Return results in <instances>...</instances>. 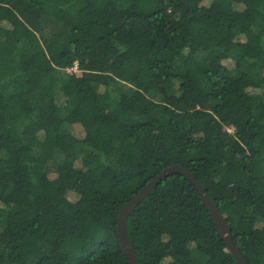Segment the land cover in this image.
<instances>
[{
    "label": "trees",
    "instance_id": "16d2710c",
    "mask_svg": "<svg viewBox=\"0 0 264 264\" xmlns=\"http://www.w3.org/2000/svg\"><path fill=\"white\" fill-rule=\"evenodd\" d=\"M173 165L264 264V0H0V264H130ZM126 227L138 264H237L180 173Z\"/></svg>",
    "mask_w": 264,
    "mask_h": 264
},
{
    "label": "water",
    "instance_id": "95a60500",
    "mask_svg": "<svg viewBox=\"0 0 264 264\" xmlns=\"http://www.w3.org/2000/svg\"><path fill=\"white\" fill-rule=\"evenodd\" d=\"M180 173L184 175L195 187L197 193L200 197L201 202L205 206L209 215L213 219L216 229L220 237L224 240L227 248L232 253L237 264H247L239 250L237 249L235 243L232 240L231 229L226 224L216 207L211 202L208 195L205 193L203 187L198 182V180L186 169L179 166H171L164 169L159 175H157L151 182H149L143 189H141L119 212L117 220V235L122 247L124 254L129 260L130 264H138L137 259L133 253L132 246L128 239L127 234V219L131 211L153 190L161 181H163L171 173Z\"/></svg>",
    "mask_w": 264,
    "mask_h": 264
},
{
    "label": "rangeland",
    "instance_id": "374dc122",
    "mask_svg": "<svg viewBox=\"0 0 264 264\" xmlns=\"http://www.w3.org/2000/svg\"><path fill=\"white\" fill-rule=\"evenodd\" d=\"M129 87H130L129 85H126V89H128ZM169 89H170V88H169ZM170 91H171V90H168V92H170ZM151 96H152V97H155L156 100H159V97H160V95H159V94H156L155 92H153V93L151 94ZM67 129H68V127L65 128V131H67ZM231 131H232V130H230V132H231ZM36 151H37V150H36ZM47 165H48L47 167H48V169H49V166L52 167L51 165H53V164H52V163H48ZM50 169H52V168H50Z\"/></svg>",
    "mask_w": 264,
    "mask_h": 264
},
{
    "label": "clouds",
    "instance_id": "9594fccd",
    "mask_svg": "<svg viewBox=\"0 0 264 264\" xmlns=\"http://www.w3.org/2000/svg\"><path fill=\"white\" fill-rule=\"evenodd\" d=\"M70 69H71V68L67 69L68 72H69V73H70V72H71V73H74V72L76 71V66H74L72 70H70Z\"/></svg>",
    "mask_w": 264,
    "mask_h": 264
},
{
    "label": "built area",
    "instance_id": "2783aa9c",
    "mask_svg": "<svg viewBox=\"0 0 264 264\" xmlns=\"http://www.w3.org/2000/svg\"><path fill=\"white\" fill-rule=\"evenodd\" d=\"M73 68H71L70 70H72Z\"/></svg>",
    "mask_w": 264,
    "mask_h": 264
}]
</instances>
